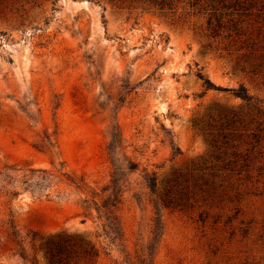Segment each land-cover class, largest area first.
<instances>
[{
    "label": "rangeland",
    "instance_id": "374dc122",
    "mask_svg": "<svg viewBox=\"0 0 264 264\" xmlns=\"http://www.w3.org/2000/svg\"><path fill=\"white\" fill-rule=\"evenodd\" d=\"M253 12L213 35L181 4L0 0V264L122 258L81 221L82 198L110 179L114 122L137 164L117 208L131 259L148 256L158 214L151 264H264V0ZM60 234L95 253L59 250Z\"/></svg>",
    "mask_w": 264,
    "mask_h": 264
},
{
    "label": "trees",
    "instance_id": "16d2710c",
    "mask_svg": "<svg viewBox=\"0 0 264 264\" xmlns=\"http://www.w3.org/2000/svg\"><path fill=\"white\" fill-rule=\"evenodd\" d=\"M141 1L150 8H157L160 10H175L178 4H181L183 8L189 9V11L206 16L207 28L213 35H220L222 33L231 34L232 32H239L242 28V22L245 18H250L253 15L254 9L257 7L258 0H128V2ZM262 4L260 8H262ZM255 17L261 15L260 12L254 13ZM198 76L203 80L205 88H215L218 90H226L227 88L214 84L210 80L203 76L200 72H197ZM234 93L240 96L244 100H250L251 96L247 93L246 88L241 85ZM110 139L107 143V152L111 163L112 171L110 173V179L108 183L101 187L100 192L93 191L91 196H84L82 198V219L85 221L87 218L92 221L98 227L97 236L103 238L104 249L108 252L113 249L123 252V256L120 260H117V264H151V260L154 253V244L162 234V223L160 215L155 217V226L152 230V238L147 246L148 256H140L138 262L128 256V252L124 248V237L121 222L117 214L118 204L121 201V196L124 187V176L137 168V164L127 156L123 150L122 135L117 122H114L110 129ZM147 184L151 191L155 189V175L154 173H145ZM48 174L41 177L43 181L48 179ZM70 184L76 188L82 187V179L70 178ZM13 234L17 237L13 231ZM34 232L31 234V240L33 239ZM59 238L64 242L58 246L59 250L67 248L68 243H75L82 248L84 252L92 254L95 253L93 246L87 247L86 243L80 238H74L69 234L59 235ZM23 238L17 239L21 244ZM43 245L52 257L53 241L47 239ZM19 254L23 259L27 258V254L23 246L20 247ZM34 261V260H33ZM35 264V262H33Z\"/></svg>",
    "mask_w": 264,
    "mask_h": 264
}]
</instances>
